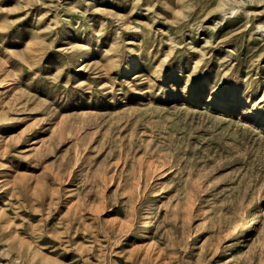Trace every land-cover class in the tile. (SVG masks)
<instances>
[{
  "label": "rangeland",
  "instance_id": "1",
  "mask_svg": "<svg viewBox=\"0 0 264 264\" xmlns=\"http://www.w3.org/2000/svg\"><path fill=\"white\" fill-rule=\"evenodd\" d=\"M0 264H264V0H0Z\"/></svg>",
  "mask_w": 264,
  "mask_h": 264
},
{
  "label": "bare ground",
  "instance_id": "2",
  "mask_svg": "<svg viewBox=\"0 0 264 264\" xmlns=\"http://www.w3.org/2000/svg\"><path fill=\"white\" fill-rule=\"evenodd\" d=\"M130 67H129V70H132L133 68H134V66H135V63H134V61L132 60L131 62H130V65H129ZM147 228H148V226H147ZM146 228V229H147ZM147 234H148V231L147 230H145L144 231V233L142 234V237L144 238V237H146L147 236Z\"/></svg>",
  "mask_w": 264,
  "mask_h": 264
}]
</instances>
